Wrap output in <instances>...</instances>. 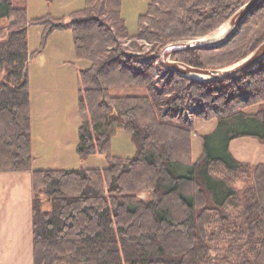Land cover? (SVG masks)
<instances>
[{"label":"trees","instance_id":"16d2710c","mask_svg":"<svg viewBox=\"0 0 264 264\" xmlns=\"http://www.w3.org/2000/svg\"><path fill=\"white\" fill-rule=\"evenodd\" d=\"M249 1L152 0L139 20L147 27L137 36L159 52L176 40L213 33ZM122 3L87 0L67 23L52 16L29 20L23 3L0 0V23L8 22L0 24V173L33 174L34 264H264V163L251 166L229 150L241 137L264 143V58L216 81L168 69L171 79L158 95L152 86L160 54L140 65L110 50L129 34ZM29 26L45 29L39 52L53 32L72 29L78 57L91 64L79 76L77 154L82 160L103 154L107 168L33 169ZM263 42L264 0L224 45L181 52L173 60L221 69ZM128 82L145 84L154 102L110 94L108 88ZM188 104L201 107L199 117L218 120L213 133L202 135L203 153L195 162L191 129L181 119ZM254 105L256 111H245ZM118 129L131 134L134 157L111 154ZM165 129L170 132L161 134ZM243 175L251 184L239 189Z\"/></svg>","mask_w":264,"mask_h":264},{"label":"rangeland","instance_id":"374dc122","mask_svg":"<svg viewBox=\"0 0 264 264\" xmlns=\"http://www.w3.org/2000/svg\"><path fill=\"white\" fill-rule=\"evenodd\" d=\"M15 1H18L21 4L23 3V5L20 6H26L29 20L52 16L60 20H65L67 23L71 21L72 14L75 13L74 11H83L87 4V0H53L50 3L47 2V0ZM151 3L152 0H123L122 17L126 21L129 34L127 37L120 39L116 44V47L114 46L110 49L111 52L114 51L115 48V51H121L126 55L136 57L140 65H147L157 54H160L159 56L161 58V52L164 48L158 52V46H156L155 43L137 36L142 25L143 28L147 27V22H140L141 24H139V20L141 16L148 14V7ZM103 19L105 20L106 17H103L102 20ZM228 20L207 36L196 39H181L174 42L211 37L218 33L222 27L227 24ZM0 24L8 25V22L2 21ZM238 29L233 34L237 33ZM44 31L45 29L42 26H29L28 30L29 50L31 54L35 53V56L31 59L29 68L31 73V83L33 84V97L34 100L37 101V116H41L43 113L40 112V109H42L44 105H48V109L47 107L45 108L48 111L47 116L41 121V123L40 120H38L37 125L39 126L40 124V129L51 133L50 135L43 134L38 136L39 141L44 145L39 149V158L35 166L38 169L57 170L90 167L107 168L109 164L106 156L103 154H95L87 160L80 159L77 154V143L79 142L78 133L82 124L79 108V76L80 72L87 70L91 64L87 60H82L78 57L71 28L53 32V34L50 35L44 50L39 52L42 45ZM226 42L218 47L224 45ZM173 57L171 60L175 61L173 60ZM228 67L209 70H222ZM171 76L172 74L168 72V68L163 63L162 65H156V77L152 86L153 90L156 91V94H162L164 84L170 81ZM118 84L119 85L108 88L112 96L119 98L147 97L154 102L152 94L145 84L144 86L143 84L135 83L136 85H134V83L129 82ZM219 101L218 105L222 108L223 101L222 99ZM256 109H258V105L248 107L245 111L254 112ZM200 111L201 107L199 105L188 104L181 113V119L185 124L187 123V127L191 129L192 148L190 158L192 162L197 161L203 153L202 135L213 133L218 126V120L216 118L208 120L199 117ZM114 113L116 114V110H114ZM88 119L90 120L89 114H87V120ZM78 122L79 127L77 125ZM165 131H161L160 133L163 134L170 132L166 129ZM63 144L65 145L64 148ZM176 147L181 149V143H177ZM229 150L230 154L236 160L248 163L251 166L264 163V143L254 137H241L234 139L229 145ZM136 152L137 146L134 143L131 134L123 129H118L111 139V154L128 159L134 157ZM248 170L250 171L251 169ZM141 172H145L144 169H142ZM246 175L240 176L239 180L236 182L237 188L245 189L251 184L249 182L250 180L246 179ZM248 175H252V171ZM140 195L142 198H145L147 193H141Z\"/></svg>","mask_w":264,"mask_h":264},{"label":"crops","instance_id":"0c3cea01","mask_svg":"<svg viewBox=\"0 0 264 264\" xmlns=\"http://www.w3.org/2000/svg\"><path fill=\"white\" fill-rule=\"evenodd\" d=\"M28 70L31 87L32 153L35 158L33 169L42 170L35 166L39 149L44 145L38 136L51 133L40 129L41 125L38 126L37 121L40 120L41 123L47 116L48 105H44L40 109L43 114L37 116V101L33 97L30 68ZM77 125L79 127V122ZM33 186L31 172L0 173V264H34Z\"/></svg>","mask_w":264,"mask_h":264},{"label":"water","instance_id":"95a60500","mask_svg":"<svg viewBox=\"0 0 264 264\" xmlns=\"http://www.w3.org/2000/svg\"><path fill=\"white\" fill-rule=\"evenodd\" d=\"M262 1L263 0H250L247 4L241 7L224 26L226 33L220 40L214 38L216 35L214 34L208 38L191 41H177L168 44L161 52L162 63L178 75L194 81H216L228 79L254 67L264 58V42L243 61L222 70L200 69L181 62L172 61L171 59L173 56L181 52L193 49H210L218 47L226 42L247 17L258 8ZM220 31H222V29Z\"/></svg>","mask_w":264,"mask_h":264},{"label":"bare ground","instance_id":"6f19581e","mask_svg":"<svg viewBox=\"0 0 264 264\" xmlns=\"http://www.w3.org/2000/svg\"><path fill=\"white\" fill-rule=\"evenodd\" d=\"M225 33H226V30H225V28L223 27V28H222V31H219L218 33H216V35H215L214 38H216V39H220V38H222V37L225 35Z\"/></svg>","mask_w":264,"mask_h":264}]
</instances>
